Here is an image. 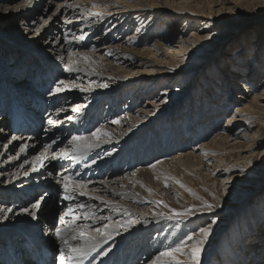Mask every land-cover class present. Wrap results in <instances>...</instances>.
Masks as SVG:
<instances>
[{"label": "rangeland", "instance_id": "374dc122", "mask_svg": "<svg viewBox=\"0 0 264 264\" xmlns=\"http://www.w3.org/2000/svg\"><path fill=\"white\" fill-rule=\"evenodd\" d=\"M181 1L184 0H175V3H181L182 6H185H183V9L187 8L186 10H188V7L190 6V12L191 10H196L197 12H200L205 16H212L213 20L211 19L212 17L210 19H203L200 18V16L195 17L192 22L186 24L187 20L183 19L176 22L175 20L177 19V17H174V15L172 14H168L167 17H165L164 15L158 17V21L157 19H155V23H153L154 21L152 22L154 25L153 29L149 28V26H147L148 28L145 29L144 24L146 23H142V25L139 27L138 23L136 25L134 21L132 22V17L129 18V20L127 18H120L121 24L119 30L117 31L114 29L113 23L104 22V13L102 12L101 6L99 4L90 7L89 5H85V7H83L82 5H80V3H82V0H0V79H2L5 84L9 85L7 86V88L9 89L10 85L16 88L28 86V82L24 80V75L19 74L20 71L18 69H15L17 62H20L22 60V56L19 59L18 56L12 55V53L10 54L12 48L20 53L21 51L25 53L27 52V54L35 53L36 56L38 54L41 57L43 56L44 59L49 58V60L52 61L50 68H53V64L55 65L52 72H49L47 70L46 73L40 72L39 74H37L38 77L43 79H45L46 77H50L46 85L50 83L51 88H45V91L43 92L42 90H39L38 87L43 86L44 81L41 85L40 82L34 80L36 82H34L35 85L32 88L38 93H34L33 90L27 92V94L30 96L33 94L38 95L36 98L42 100L45 105L42 107L41 111L40 109H38V107H35L34 109V105H32L31 100L29 103H27L29 105H32L33 107V115L36 116V120L34 122L38 123L37 120L39 119V122L41 124L39 132H35L34 134L31 132L18 133L19 135L15 134L11 132V129L9 128V125L11 126L10 118H8L7 120V117L5 116L6 122L9 121V125L7 123L6 125H4V127H0V162L4 164L7 161L16 162L20 158L19 156L23 155L22 153L24 152L26 146L25 141H23L22 138L24 135L26 137H30L31 134L35 136L38 134L43 136V133H45V131L47 130L46 128H49L50 126L55 128V124V129L63 127L62 129L67 130L68 128L66 125H68V123L70 122L69 127L71 131H68V136L65 139L64 143H61L59 145H51L54 139L48 138L47 140L49 141L47 143L39 146L34 152L29 153V156H27L26 159L23 160L24 163H29H27L28 166L24 167L26 169L24 170L25 173H30L34 169L35 171L37 169L39 170L47 160L55 162L56 166L55 168H53V171L51 172L52 174L50 176L48 175V179H51V182L55 181L59 186H63L65 181L63 179L64 177H67V175L61 174L60 171L63 169L62 167H64L60 166V162L62 159L57 155L61 149L67 148V150H69L70 152V156L75 155L78 157L77 159H70V157H65V159L71 160L73 162H78L82 164L83 167L86 166L88 170L90 169L91 164L94 163V160H92L91 163L90 161L93 156H95V154H92L91 152L86 154L83 152V149L78 152H73V147L69 143V141H71L73 136H76L75 132L73 131L75 130V126L77 124H81L86 120L93 119L96 114V103L98 104L102 102V104L100 103L101 106L99 105L98 107L102 110V116L100 115L99 117H96L98 119L94 120V125H91V127L89 128L90 130L87 129L84 133L88 134L89 132V134H91L99 127L102 128L107 125L111 126V128L114 129L116 127L115 125L117 124L115 123V121H119L124 117H128V114L133 113L137 108L141 107V104L145 101L152 99V97L156 95L160 96L161 93L169 90L170 102L167 106H165L162 115L157 118L153 128H149V130L145 132H143V128L138 129L136 137L139 136L142 140L144 136H147L145 146L141 150H133V155L136 157L137 154L140 153L138 155L142 159L140 160L142 165H138V167L135 166L133 170L138 169L139 166L149 167V169H152L150 168L151 165L155 164L157 161L163 160L167 161L168 163L165 171H159L160 173H158L153 168V172L150 170L144 173L145 175L151 174L150 176L152 178L155 177L154 182L158 183V191H153V189L152 191H148L149 188H146V194L142 195L141 201H139L135 205L136 208L142 211L149 210L150 215L156 218L154 227H152L151 229L152 231L149 230L151 232L149 237L152 243H155V239H159V244L160 246L162 245L159 248L160 250L157 251L159 253L169 246H175V244L179 243L180 240L186 239L187 236L192 234L193 232L198 233L199 228L206 227L211 223V220L213 218H217V223L212 226V234L209 237L208 242L205 244L204 251L201 254V264H242L243 259L240 257L242 253H247L246 257L248 256V264H252V262L257 261L259 257H261L264 262V248L256 250L254 247H252L253 245H250V243L253 244L254 241L259 239L261 236L258 234V232L255 231V229L257 228L258 231H264V185L260 189V191H258L257 193L255 192L256 194L248 197L246 201V204L248 205L244 213H240L229 223H226L225 220H221L222 217H224V215L229 212V205L241 203L243 198L246 197V194L248 192L247 190H249L247 188H250L252 186V181L254 180V178L257 179L256 182L258 183L260 182V180L264 179V154L260 155V153H263L264 151V111L251 113L250 115L254 116L250 118L251 120L247 122L246 126L243 127L242 131L238 134V137L242 138L246 128L247 130H249L246 141L249 140L250 142V136L252 135V133L258 130V128L260 129L258 132V137L257 139H255L254 145H252L253 147L250 148V151L248 150L245 153L246 155L244 154L245 158L238 160L239 163L235 156L234 158L225 155L221 160L214 159L212 157H206L208 154H206V152H209L207 150L201 153L205 154L206 157L201 159L202 163L205 165L201 170L188 169L186 167L188 158H185L186 160L176 159V156L178 157L179 154L189 151L185 150L187 149L188 145H190V147H200L203 144L210 143L214 138H216L215 136H217V134L225 133L229 127V116H232L238 108L247 105L248 101L251 98V94H255L263 88L264 20H262V18H264V0ZM65 9L69 10H66L68 11V14H66V16L64 14ZM15 14L17 15V18L19 17L18 19H13L12 16ZM22 15L26 17H29V15H33L32 17L34 21L26 22L25 20H22ZM135 15L133 17H135ZM54 18H57L59 22H61V26L63 29L61 34L62 40L65 41L68 39L75 43V45H72L71 48L67 50H61L62 52H59L60 50L51 52V50L46 47L50 40L53 39L51 38L49 42L47 41L48 37L46 29L50 27ZM148 19L149 16L146 17V21ZM205 20H208V23L210 22L211 24L210 26L208 25L209 29L204 30L203 28L204 26H206V24H204V22H206ZM240 28H243V30H241ZM50 32L51 37H53L52 30H50ZM143 32H145L144 37L149 41L147 43H142V40H140L143 38L141 37V34ZM124 33L128 34L129 36H136L134 41L129 44L130 47L140 49H159L160 53L157 55L159 62L162 59L166 60L164 52H162L163 49L160 46H166V44L172 46L177 44V42L179 41L180 43L188 46H194V43L200 44L193 49V52L196 55L185 60L186 65L184 64V66H187V68H189L190 70L186 69L185 67L182 68L181 72H178V70H172L174 71L173 73L177 74L178 76L165 75L164 78L159 79H157V77L150 78V76H148L147 78H145V84L144 82L142 83L141 80L138 83H131V85L134 86H131V88H123V92L119 95H114L111 100H102L99 97H96L93 93H91V96L87 95L88 93H86L85 96L84 92H81H92L95 89H102V91H105V88L100 87V85L107 84V82H105L104 80L101 81L100 79L96 78V74H98L99 71H102L101 67H98V69L97 67L91 68V66H89L90 68L88 70L91 73H95L92 74L90 78H87V76L84 75L82 78H80L81 80H77V83H75V85L78 84L80 85V87H75L73 85L74 83H72V81L74 78H71L70 82L65 79L67 77L66 75L70 73L65 70V64H67L65 60L66 56L67 59L70 58L69 61H78L75 66L83 69L85 67H83L84 64L81 63V53L93 54L95 57L99 58L103 55V59H106L108 57L107 55H105V51L101 50V45H99L98 42H95L97 38L102 39L104 38V36H110L111 39H113L114 43H116ZM208 33H211L213 36L211 38H206V41L200 42L198 39H196L198 35H205ZM168 34L172 35L173 37L172 43H169L166 40L167 37H170ZM191 34H194L195 38L192 37ZM45 41L46 44H44ZM244 41H249L251 46L253 45V52L256 53L258 51L261 55L258 66L256 64L255 68L253 69H251L252 59L250 55V57H248L247 59L238 61V63H236L237 60L235 59V50L243 47ZM81 43H83L84 46L80 45ZM156 43H158V45L161 44L159 46L160 48H158V45H155ZM8 45L12 47L9 51H7L6 49ZM5 51L9 53H6ZM61 53L62 58L59 56ZM225 53H228L227 56H222ZM16 58L18 59L14 61V59ZM37 58L35 59L34 65L38 64ZM13 62L14 65L9 67L8 65H12ZM113 63L117 66V63L115 61ZM32 64L33 63H29V66ZM90 65H92V63ZM55 70H57L60 75L62 74L65 76L60 77L58 73L54 72ZM145 70L151 72L154 71V73H156L155 71L157 70V67L156 65H151ZM230 71H232L233 73V78L228 77L227 73H229ZM252 71L254 72L251 74L250 72ZM4 72L11 73V75L14 76L13 81L8 77L11 75L6 76L4 75ZM50 74H52V76ZM119 74L121 76H125L123 73ZM84 77L87 79H85ZM62 78H64L65 80H63ZM60 81L66 82V85H60V87H64V93L68 92L69 94H80L81 96H83V99L86 98V100L85 102L81 103L84 105H80L82 111L79 110V112H70V110L67 111L66 109H64V114L59 112L61 116V121H58L60 124L59 125L58 122L53 124V119H50V116H48V107L50 102V92L52 93L56 89ZM86 81L87 83H85ZM194 82L196 84L195 87H193ZM243 82L247 83L251 89L253 87L256 88H253V90H251L252 92H247L243 89ZM2 87H0V100L3 101L0 102V106L8 108L9 104H5L8 101V97L6 96V91L2 93ZM258 87L261 88L259 89ZM29 89L30 87L28 89L24 88V91L26 92ZM47 90L48 92H46ZM55 92L56 91H54V93ZM13 93L17 96H20V94H22L23 92L14 91ZM12 96L15 97L14 95ZM243 96L246 98V100L242 98ZM29 97H26L27 100ZM51 102L52 104L55 103L54 101ZM15 104L22 106L25 109V106L22 102H15ZM203 104H205V106H203ZM86 106H88V108ZM53 107H55L53 111L61 110L60 103H58L57 105L55 104V106ZM204 108H206L207 116L205 115V118H200L204 113ZM24 113L27 114L26 111ZM69 116H71L72 119L70 121H67ZM2 117L4 116L0 115V118ZM257 121L260 122V127H258V123H256ZM62 124L65 125L63 126ZM174 131H178V133H180L183 138L189 136L190 142L186 144V148H182L181 146L179 147L178 144L173 143L176 142L174 141L176 137L172 136L171 133ZM80 132L83 133V130H80L79 133ZM153 134H155L159 138V144L163 149H166L168 147L169 152L167 153V155L159 156V158L155 156L151 157L150 155L143 157L142 154L144 151H146L145 148L147 146H150L149 143L153 140V138L149 140L148 136H152ZM6 144H8V147L13 145H15V147H11L12 149L10 151H6L8 150V148L3 149L2 147ZM41 152H46L47 156V159L43 160L42 166L35 160V158L38 157ZM103 152V155H105L107 151ZM127 152L128 150L125 151V153ZM214 155H217V153H215ZM221 155H223V153ZM234 155H238V153H234ZM127 157L128 154L125 155L122 162H128L129 160L127 159ZM234 159L236 160V162H234ZM218 160L221 162H219ZM111 162L112 161H108L107 164H110ZM101 165L103 164H101L100 162L99 166ZM110 168H112V171H114L113 169H115V167L111 166ZM65 170L66 168L64 169V171ZM88 170L85 175H83V177L77 178L76 181L84 183L85 178H87L88 176ZM200 171L203 172L204 175L200 174ZM89 175L91 176V173H89ZM12 176L13 174L8 176L1 174L0 185H14L15 181L14 179H11ZM157 177H159V179H157ZM165 177H168L167 186H165ZM104 178L105 177H103V180L108 179ZM177 181H179L180 183H177ZM225 181H227V183H225ZM181 185L184 186L182 187ZM189 189H191L192 191H189ZM43 192H45V188L40 189L36 194L37 196H34V198L36 197V200H38L42 196L41 194ZM32 193L35 194L34 192ZM158 200L166 203L168 207H164L163 204L157 205L153 203V201ZM204 201H208L209 203L213 204H219L220 207L216 208L212 213H202L196 211V209L194 208L193 210L196 211V214L185 219L166 218L168 215H171V209L182 211L185 208L193 206L199 207L204 203ZM56 204L57 205H55V208L51 211V213H53V222L47 227H45L43 223V225H41V228L39 229V233L49 235L50 233L47 232H51L50 236L56 237V229H58L62 225H64L65 227L68 226L70 220L66 224L65 219L62 220V222L60 218L64 210L63 205L61 203L59 204V201L56 202ZM14 205L19 210L25 208V206H23V204H20L19 202H16V204ZM72 213L74 216L78 214L77 211H74ZM153 213H162L164 215L163 217H158L153 215ZM240 215L241 217L238 218ZM118 219H120V217ZM118 219L115 217L114 222H116V220ZM130 220L135 221L137 220V218ZM5 222H7L5 219H0V224ZM78 223H80L79 219H76V224L78 225ZM140 242L141 239L133 241L130 246L126 247L127 251H130V248L132 249L133 247L136 249V251H143ZM6 248L8 247H5L4 250H0L1 264H3L4 255L8 253ZM11 248L13 249L14 247ZM103 249L104 248H100L101 251ZM142 253L143 252H139L136 254V259L138 260L137 263L141 261L143 257ZM127 254L129 253L127 252ZM157 254H154L153 252V255L149 258V261L153 260ZM106 256L109 258L110 256H112V254L109 253ZM101 257L102 256L100 253V258ZM179 258L188 259V257L186 258L185 256H180Z\"/></svg>", "mask_w": 264, "mask_h": 264}, {"label": "bare ground", "instance_id": "6f19581e", "mask_svg": "<svg viewBox=\"0 0 264 264\" xmlns=\"http://www.w3.org/2000/svg\"><path fill=\"white\" fill-rule=\"evenodd\" d=\"M188 1L189 0H187V2ZM181 2H185V0L181 1ZM98 4L101 6L102 12L104 13V15H103V17L105 19L104 22L105 23L106 22L107 23L108 22L113 23V27L117 31L119 30L120 24H121L120 18L121 19L127 18L129 20V18L132 17L131 18V19H133L132 22L134 21V23H136V25L138 23L139 27L142 25V23L143 24L146 23V24H144L145 29L148 28L147 26H149V28L153 29L154 28L153 23H155V21H156L155 19H157V21H158V17H161L163 15L165 17H167L168 14L174 15V17H177V19L175 20L176 22L185 19V20H187L186 24H188L189 22H192L195 19V17L201 16L200 18H203V19L204 18L210 19L212 17V16H207V15L205 16L204 14H201L200 12H197L196 10H194V11L191 10V12H190V10H189L190 6L188 7L189 11L186 10L187 8L183 9L184 5L182 6L181 3L176 4L175 0H173V1H171V0H82V3H80V5H82L83 7H85V5L86 6L89 5V7H90V6L98 5ZM192 9H193V7H192ZM66 10H68V9L64 10L65 16H66V14H68V11H69V10L68 11H66ZM134 15H135V17H133ZM32 16L33 15H29V17H26V16L22 15V20H25L26 22L27 21L28 22L34 21ZM147 16H149V19L146 21ZM12 17H13V19H16L17 15L15 14ZM211 19L213 20V17ZM160 20H161V18H160ZM262 20H264V18H262ZM110 21H112V22H110ZM204 24H206V26H204L203 29L204 30L209 29L208 25L210 26L211 23L210 22L208 23V20H207L206 22H204ZM71 29H72V27H71ZM240 29L243 30V28H240ZM50 30H52V34H53L52 36L53 37H51ZM46 31H47L46 33H47V37H48L47 41L49 42V40L51 38H53L50 40V42L46 46L49 50H51V52H54L55 50H60L59 52H62L61 50H63V49L67 50V49L71 48L72 45H75V43H73L71 40H68V39L65 41L62 40L61 34H62L63 29L61 26V22H59V20L57 18H54L52 24L50 25V27H48L46 29ZM149 34H150V32H149ZM90 35H88V36H90ZM144 36H145V32H143L141 34V37H143L142 39H140V40H142V43L149 42L147 40V38H145ZM169 36L170 37H167L166 40L169 43H172L173 37H172V35H169ZM191 36L195 38L194 34H191ZM212 36L213 35L211 33L210 34L208 33L205 35H198L196 37V39H198L200 42H204V41H206V38H211ZM90 37H92V36H90ZM135 37L136 36H134V35L129 36L128 34L124 33L117 40L116 43H114L113 39H111L110 36H104V38H102V39L97 38V40L95 42L96 43L98 42V44L101 45L100 46L101 50L105 51V55H107L108 57L106 59H103V55L100 56V58H99V57H95L93 54L87 53L88 54L87 55L85 53H81V54H84L87 57H89L90 60L85 61L82 58L81 63L84 64L83 67H85V68L81 69L78 67L79 69H81L80 71L68 73V75H66L67 77L65 79H67V81L70 82V79L74 78L73 81L72 80L71 81H72V83H74L73 85H75V83H77L76 81L79 80L80 78H82L84 75H86L87 78H90V76L95 73V72L91 73L88 70L90 68L89 66H91V68L101 67L102 71H99L98 74H96V78L100 79L101 81L104 80L105 82H107V85L109 86V88L104 87L105 89L104 88L103 89L105 91H102V89L101 90L95 89L92 92L90 90H89L90 92H88V91H81V92H84L85 96H86V93H88L87 95H90V96H91V93H93L96 97H99L102 100L103 99L111 100L114 95L121 94L123 92V88H126V87L131 88V86H134V85H131V83H138L141 80L142 83L144 82V84H145V81H146L145 78H147L148 76H150V78L151 77H157V79L164 78L165 75L166 76H178L177 74L173 73L174 71H172V70H178V72H181L182 68H184V67L186 69H189V68H187V66H184L185 60L189 59L190 57H194L196 55L193 52V49H194V47H196L200 44V43H194V46H188V45H184L183 43H180V41H179V42H177V44L172 45V46L167 45V44H166V46H160L161 44L158 45V43H156L155 45L156 46L158 45V48L162 47V49H163L162 52H164V55L166 57V60L162 59L159 62V59L157 58V55L160 53L159 49H157V48L140 49V48H133V47L129 46V44L134 41ZM245 41H246V39H245ZM245 41H244L243 47L235 50V53H236L235 59L237 60L236 63H238V61L247 59L248 57L251 56V59H252L251 60L252 62L250 61L251 67H252L251 69H253V68H255L256 64L258 66V62L260 61L261 55L258 51L256 53H254L253 49H252L253 45L251 46L249 41H247V42H245ZM63 42H65V43H63ZM44 44H46V41ZM80 45L84 46L83 43H81ZM11 48L12 47L8 45V47L6 49H7V51H9ZM106 50H107V53H106ZM7 51H5V52L9 53ZM109 52H111L112 55H109ZM11 53H12V55L18 56L19 59L22 56V60L20 62H17L15 69H18L20 71L19 74L24 75V80H26L28 82V86L30 87V89L25 92L24 88L28 89L29 88L28 86L16 88V87L11 86V85L8 89L7 86H9V85L5 84V82H3L2 79H0V87L3 86L1 88L2 93H4L6 91V96L8 97L9 95H11L10 94L11 91L12 92H14V91L23 92L20 95L29 97L30 95H28L27 92H29L30 90H33L32 87H34V85H35L34 82L38 81L42 85L43 81L45 84L50 79V77H46L45 79L40 78V77H38L37 74H39L40 72L46 73L47 70L49 72H52L55 65L52 63L53 68H50L52 61L49 60V58L44 59L43 56L41 57L38 54L36 56L35 53L27 54V52L25 53L23 51H21V53H20V52L15 51L13 48L10 51V54ZM227 54L228 53H225L222 56L226 57ZM61 55H62V53L59 56L61 57ZM26 58H29V59H26ZM36 58L38 59V64L34 65ZM17 59L18 58L14 59V61ZM65 60L68 63L70 58L67 59V56H66ZM114 61L117 63V66L114 65V63H113ZM29 63H33V64L29 66ZM91 63H92V65H90ZM13 65H14V62L12 65L9 64L8 66L10 67ZM151 65H156V67H157V70L155 71L156 73H154V71L151 72V71L145 70L147 67H150ZM159 66H160V68H159ZM54 72L58 73L57 70H55ZM253 72L254 71H252L250 73L252 74ZM119 73H123L125 76H121ZM52 74H50V75L52 76ZM227 74H228L229 78H233L232 71H230ZM4 75L8 76V75H11V73L4 72ZM194 75H196V74H194ZM64 76L65 75H62V74L60 75V77H64ZM8 77L10 80L13 81L14 76L11 75ZM87 78H85V79H87ZM19 79H21V78H19ZM46 79H48V80H46ZM62 79L65 80L64 78H62ZM249 79H250V76H249ZM34 80H36V81H34ZM227 80H229V79H227ZM251 80H252V78H251ZM251 80H249V81H251ZM79 82H81V81H79ZM232 82H233V80H232ZM85 83H87V81ZM242 84H243L242 85L243 89L247 92H252L251 90H253V88H256V87H253L251 89L248 86V84L245 82H243ZM195 86H196V84L194 82L193 87H195ZM62 88H64V87H62ZM10 89H11V91H10ZM54 91L52 93L50 92V97H49L50 102H49V107H48V112H49L48 116H50V119L51 118L53 119V121H54V123L52 121L53 124H55L58 121H61V116H60L59 112H61V113L64 112L61 110L53 111V109L55 108L53 106H55V104L57 105L58 103H60L61 109H66L67 111L70 110V112H72L73 109L77 108V107L79 108V110H81L80 105H84L81 103L85 102V100H86V98L83 99V96H81L80 94H74V93L69 94L68 92L64 93L63 91L58 92V93H56V92L54 93ZM255 91H253V92H255ZM257 91H258V89H257ZM33 92L35 93L37 91L33 90ZM46 92H48V90ZM37 96L38 95H36V97ZM39 96H40V93H39ZM169 96H170V91L168 90V91H164L163 93H161L160 96L156 95V96L152 97V99L145 101L144 103L141 104V107L137 108L133 113L128 114L127 115L128 117H126V118L124 117L122 120H119V123H117L115 125L116 127L114 129L111 128V126H109V125L104 126L102 128L99 127L100 129H104V130L112 133V135L110 137L102 136L100 139L98 147H94V148L83 147L82 149H83V152L86 154H88L89 152H91L92 154H95V156L92 155L93 158L91 159V161L89 160L90 163L92 162V160H94L93 161L94 163L91 164V166L94 165L93 167L98 168L101 171L100 172L101 174L105 173L104 179H107V178L108 179L103 180V178H99L98 173H97L96 177L88 175L84 181V184L86 185V187H84L83 189H80L77 186L75 187L76 180H74V179L76 178V176L70 174L71 173L70 172L67 175V177L73 178V180L71 182L72 186H71L69 193H68V194L72 195V197H73V199H71V200H67L64 198L66 193H65L63 186H59L58 184H56V182L54 180H53L54 182H51V179H48V177L52 174L51 172L53 171V168H55V166H56L55 162H51V160H47L43 164V166L39 169L40 171L38 169H37L38 171L33 170L34 172L31 171L30 173H27V175H25L24 170H26V169L24 167L28 166L27 165L28 162H26V163L23 162V160H25L26 157L29 156V153L34 152L39 146L47 143L49 141V140H47L48 138L54 139V141H55V143H53V141H52L51 145L52 144L53 145L54 144L59 145L61 143H64L65 139L68 136L67 135L68 131L70 130V127H69L70 122L68 123V125H66L68 128L67 130L62 129L63 128L62 126H61L62 128L55 129L56 128V124H55V128H53L51 126L49 128H46L47 130L45 131V133H43L44 134L43 136H41L39 134L36 136L31 134L30 137L29 136L26 137L25 135L23 137L21 136L23 138V141H25V145L27 146L25 148L24 152L22 153L23 155L19 156L20 158L16 162L15 161H11V162L7 161L5 164L0 162V175L2 174L5 176H8V175L13 174L11 179H14V181H15L14 185L13 184L9 185V186L0 185V206L12 209V212L0 213V219H2V217H4V216H7V219H5L7 222L0 224V250H4L5 247H10V248L14 247L13 249L11 248V251H12L11 253L8 252L6 255H4L3 261L5 262V264H33L34 261L32 262L30 255H32L34 253L36 248H40L41 245L44 243L47 246H49V248L51 250L58 252L60 255V249L63 246V245H61L62 240L57 236L51 237L50 236L51 232H47V233H50L49 235L46 234L47 236L45 234L39 233V229L41 228V225H43V223H44L45 227H47L48 225H50L53 222L52 221L53 213H51V211H52V209L55 208V205H57L56 202H58V201H59V204L61 203L63 205V208H64L63 214L60 217L61 221L65 219L66 224L69 222V220H70V222L72 221L73 216H74L73 213H72V215H65L69 206H72L73 212L74 211L78 212V214H76L75 217H78L79 222H80L77 225L76 220H75V224L73 225L74 231H69L68 233H66L65 238L70 239L71 236L76 234L75 230L83 229L85 225L89 226V228L87 230L92 231L93 234H95L94 230L96 228L103 229L105 225H109L108 230L110 232H112L113 238L111 240H108L107 242L100 243L99 247L96 249L97 252L94 251L89 257H87L83 261V264H145V263L146 264H152V260L149 261V258L153 255V252H154V254L155 253L157 254L158 253L157 251H159L160 250L159 248L162 246V245L160 246V244H159V239H155L154 240L155 243L153 244L150 237H149L151 234V232L149 230H151L152 227H154V223L156 222V218L154 216L150 215L149 210H143L142 211V210L136 208L135 205L139 201H141L142 195L146 194V192H145L146 188L153 189V191H158V183L154 182L155 177L152 178L150 176L151 174H148V175L144 174L145 172H148L150 170L152 171V169H153L152 167H150L152 169H149V167L139 166L138 169L133 170V168L135 166L138 167V165H142L140 162V160H142V159L138 155L140 153H138L137 156L135 157L133 155V150L134 149L141 150L145 146V144H146L145 141L147 139L146 138L147 136H144L142 138V140L140 139L139 136L136 137V134L138 133V129L143 128V132H145V131L149 130V128H153L154 123L156 122L157 118L160 115H162V113L164 112L165 106H167L168 103L170 102ZM242 98H244L246 100V98L244 96ZM20 100L22 101L23 104L25 103V101L27 103H29L30 100H31V102H33V100H35V102H33L34 109H35V107H38V109L41 110L42 107L45 106L44 102L42 100H39V98H34V99L30 98L29 100H26L24 98H20ZM2 101L3 100H1V102ZM51 101H54L55 103L52 104ZM205 102H206V100H205ZM100 103L102 104V102H100ZM100 103H98V104L96 103V105H97V108H95L96 114L93 117V119L86 120L85 122H82L81 124L80 123L77 124L75 126V130L74 131L72 130L73 132H75L76 136L80 135V133H81V132L79 133L80 130H83V133H81L80 136H91V134H89V132H88V134L84 133V132H85V130L88 129V127H90L91 125H94V120L98 119L96 117H99L101 115L102 110H101V108H98L99 105L101 106ZM5 104H7V102ZM27 105H29V104H27ZM94 106H95V104H94ZM203 106H205V104H203ZM86 107L88 108V106H86ZM6 109L7 108L0 106V111L5 110V113H6ZM28 109H30V108H28ZM204 109H205L204 113L201 115L200 118H205L206 108H204ZM262 111H264V83H263V88L259 92L255 93V94H251V98L248 101L247 105H245L241 108H238L233 113L232 116H229V118H228V126L229 127L225 133L217 134V136H215L216 138H214L210 143L203 144L200 147H190V145H188L187 149H185V150H189V151L179 154L178 157L176 156V159L188 158V161H187L188 163L186 165V167L188 169H190V170L191 169L192 170H201L205 166L201 160L202 158L205 157V154H201V153L203 151H206V150L210 152V153L206 152V154L208 153L206 157H210V158L212 157L214 159H220L221 160V159H223V156H225V155H227L229 157L235 156L237 161L245 158V155H246L245 153L248 150L250 151V148L253 147L252 145H254L255 139H257V137H258V132L260 129L258 128V130H256L254 133H252V135L250 136V139H251L250 142H249V140L246 141L247 140L246 137L249 133V130H247L245 128V133L243 134L242 138L238 137V134L242 131V128L246 126L247 122L249 120H251L250 118H252L254 116V115H250L251 113L262 112ZM71 115H75V114H71ZM69 117H71V116H69ZM68 120L69 119H67V121ZM65 122H66V120H65ZM91 122H92V124H91ZM7 123L8 122H6L5 117L0 118V127H4V125H6ZM256 123H258V127H260V125H261L260 122L257 121ZM58 124H59V122H58ZM73 127H74V125H73ZM226 127H227V125H226ZM129 129H131V131H129ZM26 132H29V131H26ZM171 133H172V136L176 137V139L174 140L176 142H173V143L178 144L179 147L181 146L182 148H184L186 146V144L188 142H190L189 136H186V138L185 137L183 138L180 135V133H178V131H174ZM190 135H193V134H190ZM24 137H26V138H24ZM151 138H153V140L149 143L150 146H147L145 148L146 151L143 152V154H142L143 157L150 155L151 157L155 156V157L159 158V156L167 155V153L169 152L168 147L166 149H163L162 146H160V144H159L160 143L159 138L155 134H153L152 136L151 135L148 136L149 140ZM173 143H171V144H173ZM2 147H3V149L8 148V150H6V151H10L12 149L11 147H15V145L8 147V144H6ZM126 150H128L127 153H125ZM103 151H107L105 153V155H103V153H104ZM215 153H217V155H214ZM222 153H223V155H221ZM234 153L235 154L238 153V155H234ZM126 154H128L127 159L129 161L128 162H126V161L122 162L123 158L125 157ZM263 154H264V151H263V153H260V155H263ZM95 159H96V161H95ZM176 159H174V160H176ZM62 160H66L65 163L69 162V160L65 159V158H63ZM108 161L109 162L112 161L110 163L111 165L109 163H108L109 165L107 164ZM100 162L103 165L99 166ZM219 162H221V161H219ZM234 162H236V160ZM238 163H239V161H238ZM167 165H168L167 161H163V160L157 161L155 163L154 169L158 173H160L159 171H165L166 170ZM110 166L115 167V169H113L114 171L111 170L112 168H110ZM240 166H242V165H240ZM81 167H83V165H81ZM92 170L93 169H91V171ZM91 171H90V173H91ZM121 172H123V173H121ZM200 174L204 175V173L201 171H200ZM46 177H47V180H46ZM59 179H61V178H59ZM138 181H139V183H138ZM256 181H257V179L254 178V180L252 181V186L250 188L249 187L247 188L249 190H247L248 192L246 194V197L243 198L241 203H237V204L228 206V207H230V210L226 215H224V217H222L221 220H225L226 223H229L233 218L238 216L240 213L245 212L246 207L248 205V204H246L248 197L256 194L258 191H260V189L264 185V179L260 180L259 183ZM64 183H65V181H64ZM43 188H45V192H43L41 194L42 195L41 197H43V199L41 200L40 199L41 197L38 199V200H40V207L38 209H32V207H31L32 204L36 203V201H37L36 197L34 198V196H37L36 194L38 193V191L40 189H43ZM81 191L87 192L88 195H81L80 194ZM32 192H34L35 194H33ZM97 196L102 197V199H95V197H97ZM108 201H111L112 204L107 203ZM16 202H19L20 204L22 203L23 206H25V208H28L30 210V212L35 211V213H36L35 218L30 214V212H22L21 210H19L14 205V204H16ZM78 204H84L85 208L80 209V208L76 207V205H78ZM85 212L93 213L94 217H90L88 219H85L84 218ZM115 217L117 219L120 217V219H118V220H116V222H114ZM240 217H241V215L238 218H240ZM134 218H137L139 223H134L133 226L128 228L126 231L120 227L122 224L126 223L128 220L134 219ZM137 220H135V221H137ZM64 227L65 226L62 225L59 228H64ZM255 231L258 232V234L261 235L262 237L264 236V231L261 230L262 231V233H261V231H258L257 228L255 229ZM261 236L259 239L254 241L253 244L250 243V245L251 246L253 245L252 247H254L256 250H258L260 248H264V237L262 238ZM257 237H258V235H257ZM137 239H141L140 243H141V248H143V251H136V249L133 246H132L133 247L132 249L129 247L130 251H127L126 247L130 246L131 243ZM130 240H132V241H130ZM71 243L73 245H79V244H83L84 241L82 239H78V240L71 241ZM100 248H104V249L101 251ZM6 249H8V248H6ZM123 251H127L129 254H127V252H123ZM139 252H143L142 253L143 257H142L141 261L137 263L138 260L136 259V254ZM100 253L102 256L101 258H100ZM104 253H107V254L111 253L112 256H110L108 258L106 256L107 254L105 255ZM246 254L247 253H242L240 255V257L243 259L242 264H248V261H247L248 256L246 257ZM185 257L187 258V256H185ZM252 264H264V262H263V259H261V257H259V259L257 261L252 262Z\"/></svg>", "mask_w": 264, "mask_h": 264}, {"label": "snow or ice", "instance_id": "6c2138e0", "mask_svg": "<svg viewBox=\"0 0 264 264\" xmlns=\"http://www.w3.org/2000/svg\"><path fill=\"white\" fill-rule=\"evenodd\" d=\"M109 55H112L111 52H109ZM82 58L85 61H89L90 58L81 54ZM78 63V61H69L67 64H65V70L68 72H77L80 71L78 67L75 65ZM60 85H66L65 81H60L59 85H57L55 91L61 92L64 90V88L60 87ZM75 87H80V85H74ZM100 87H108L107 84H102ZM61 111H64V109H61ZM73 111L79 112V108H74ZM69 120H71V117H68ZM115 123H119V121H115ZM131 131V129H129ZM112 133L104 130V129H96L94 132L91 133V136H73L71 141L69 143L73 146L72 151L78 152L81 151L83 147L87 148H94L99 146V142L102 136L110 137ZM55 143V141H53ZM27 146H25L26 148ZM24 150V149H22ZM60 158L70 157L71 159H77L78 157L75 155L70 156V152L67 149H61L60 152L57 154ZM55 158V157H54ZM47 159L46 152H41L38 157L35 158L36 162H39L42 166L43 160ZM152 168H155V164L151 165ZM35 170V169H34ZM27 175V173H25ZM159 179V177H157ZM65 183L63 185L65 190V199L71 200L73 199L72 195L68 194L71 185V182L73 180L72 177H65L64 178ZM168 177H165V186H167ZM76 186H78L80 189H83L86 187V185L83 182L76 181ZM139 183V181H138ZM177 183H180L177 181ZM227 183V181H225ZM182 187L184 185H181ZM148 191H152V189H148ZM189 191H192L189 189ZM226 191V189H225ZM81 195H88L87 192L81 191ZM194 194V193H193ZM91 198V197H90ZM41 200L43 197L40 198ZM95 199H102V197H95ZM107 203L112 204L111 201H108ZM153 203L160 205L163 204L164 207H168L166 203L163 201H153ZM32 209H38L40 207V200H37L36 203L32 204ZM76 207L83 209L85 208L84 204H78ZM220 207L219 204H213L209 203L208 201H204L202 205L199 207L193 206L189 208H185L182 211H178L176 209H171V215H168L167 219H185L189 216L195 215L196 211L199 212H208L212 213L216 208ZM196 209L194 211L193 209ZM22 212H30L28 208L21 209ZM5 212H12L11 208H5L3 206H0V213ZM73 208L72 206H69L67 212L65 215H72ZM30 214L35 218V211H31ZM153 215L158 217H163L164 214L162 213H153ZM90 217H94L93 213H84V218L88 219ZM3 219H7V216L2 217ZM78 219V217L73 216L72 221L69 223L67 227L64 228H58L55 231V235L59 237L62 240L63 247L60 249V255H59V264H83V261L89 257L96 249L99 247L100 243L107 242L108 240H111L113 238L112 232H110L109 225H105L103 229L96 228L94 230L95 234H93L92 231H88L89 228L88 225H85L83 229L75 230L76 234L71 236L70 239L65 238L66 233L69 231H74L73 225L75 224V220ZM134 223H139V221H132L128 220L126 223L122 224L120 227L123 228L125 231L132 227ZM217 223V218H213L211 220V223L208 224L206 227H201L197 232H193L192 234L188 235L186 239L180 240L179 243L175 244V246H169L165 248L164 250L160 251L155 258L152 260V264H201V254L204 251V246L208 242L209 237L212 234V226ZM82 239L84 241L83 244L79 245H73L71 241ZM191 242V243H189ZM105 255L107 253H104ZM180 256H187L188 259H180Z\"/></svg>", "mask_w": 264, "mask_h": 264}]
</instances>
